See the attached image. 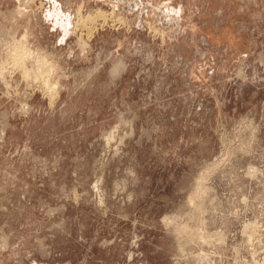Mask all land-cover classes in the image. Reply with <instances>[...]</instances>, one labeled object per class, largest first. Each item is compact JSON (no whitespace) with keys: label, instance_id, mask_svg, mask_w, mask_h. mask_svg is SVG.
Returning <instances> with one entry per match:
<instances>
[{"label":"rangeland","instance_id":"obj_1","mask_svg":"<svg viewBox=\"0 0 264 264\" xmlns=\"http://www.w3.org/2000/svg\"><path fill=\"white\" fill-rule=\"evenodd\" d=\"M0 38V264H264V0H0Z\"/></svg>","mask_w":264,"mask_h":264},{"label":"bare ground","instance_id":"obj_2","mask_svg":"<svg viewBox=\"0 0 264 264\" xmlns=\"http://www.w3.org/2000/svg\"><path fill=\"white\" fill-rule=\"evenodd\" d=\"M40 4H41V3H40ZM38 10H39V9H38ZM110 12H111V11H110ZM96 13H97V12H96ZM103 13H104V12H103ZM103 13H102V11H101V14L99 13L98 15H95V16H94V14H93L92 16H91V15H86V17H81V18H79L78 20L76 19V23L74 22V23H75L74 25H76L77 28L79 27V29H80V28L82 29V27H86V28H87L86 33H88V32H90L91 30L94 29L95 24L98 23V21L100 22V20H102V18L105 17L104 14H105L106 12H105L104 14H103ZM111 13H112V12H111ZM79 15H80V14H79ZM81 16H83V15H81ZM76 18H77V17H76ZM104 19H105V18H104ZM65 20H66V19H65ZM118 20H119V19H118ZM66 21H67V20H66ZM105 21H106V20H105ZM65 23H66V22H65ZM101 23H102V22H101ZM115 23H116V22H115ZM117 23H118V22H117ZM63 24H64V23H63ZM64 25H65V24H64ZM105 25H106V24H105ZM112 25H113V24H112ZM112 27H113V26H112ZM118 27H119V26H118ZM74 28H75V27H74ZM77 28H76V29H77ZM94 30H95V29H94ZM149 30H150V29H149ZM25 31H26V30H25ZM80 31H81V30H80ZM92 32H93V31H92ZM25 33H26V32H25ZM154 33H155V32H154ZM80 34H81V33H80ZM89 34H90V33H88V35H89ZM23 35H24V33H23ZM89 36H90V35H89ZM157 36H158V35H157ZM23 37H24V36H23ZM25 37H26V35H25ZM86 38L88 39V37H86ZM0 39H1V38H0ZM17 41H18V40H17ZM20 41H22V40L20 39ZM24 41H25V40H24ZM82 41H83V40H82ZM27 42H28V41H27ZM80 42H81V40H80ZM19 43H20V42H19ZM19 43H18V44H19ZM81 43H82V42H81ZM7 44H8V43H7ZM12 44H13V43H12ZM22 44H25V43L22 42ZM76 44H77V43H76ZM8 45H9V44H8ZM13 45H14V44H13ZM15 45H17V44H15ZM82 46H84V44H82ZM5 47H6V46H5ZM11 47H13V46L10 45V51L12 50ZM15 47H16V46H15ZM20 47H22V46H19L18 48H20ZM24 47H25V46H23L22 49H23ZM28 49H29V48H28ZM17 50H18V49H17ZM17 50H12V52L16 51V52H14V54H13V56H12L13 58L11 57V58L13 59V61H14V63H13L12 65H14V66H16V67H17V66H20V68H21V73L23 72L22 74H23V75H26V74H27V73H26V71H27V68H26V67H27V66L24 64L26 67H23L24 65H22L21 62H22V58H23V57H24V58H25V56L29 57L31 53H30L29 51L27 52V49H26V47H25L24 51L26 50L27 53L25 52L24 56L22 57V56H21V54L23 53V52L21 53L22 50L19 49V50H21L20 52L17 51ZM32 51H33V50H32ZM8 52H9V51H8ZM32 53H33V52H32ZM35 53H36V52H35ZM35 53H34V54H35ZM40 53H41V52H40ZM42 54H43V53H42ZM42 54H41V55H42ZM22 55H23V54H22ZM31 55H32V54H31ZM38 55H40V54L38 53V54L36 55V57H37ZM43 55H44V54H43ZM27 57H26V58H27ZM33 57H34V56H33ZM33 57H32V58H33ZM38 57H39V56H38ZM38 57H37V58H38ZM40 57H43V56H40ZM7 58H8V57H7ZM12 59H11V60H12ZM29 59H30V58H29ZM29 59H27V60H28V63H30V62L32 63V62H33L32 59H31V61H30ZM38 59H39V58H38ZM38 59H37V60H38ZM3 60H4V59H3ZM33 60H34V58H33ZM39 60H40V59H39ZM44 60H45V59H44ZM44 60H43V61H44ZM13 61H10V62L12 63ZM25 61H26V60H25ZM29 61H30V62H29ZM4 62H5V61H4ZM4 62H3V63H4ZM7 62H8V60H7ZM10 62H8V63H10ZM23 63H24V61H23ZM26 63H27V62H26ZM31 63H30V66H33V65H31ZM42 63H43V62H42ZM45 63H46V61H45ZM4 64L6 65V62H5ZM32 64H33V63H32ZM47 64H48V63H46V66H47ZM1 65H2V64H1ZM5 65H2V67H4ZM8 65H9V64H8ZM35 65L38 66V63L35 64ZM49 65H50V64H49ZM40 66H41V64H40ZM2 67H1V68H2ZM8 67H9V66H8ZM11 67H12V66H11ZM11 67H10V69H12ZM41 67H43V66H41ZM44 67H45V66H44ZM48 67H50V66H48ZM20 68H19V69H20ZM25 68H26V71L24 70ZM29 68H30V67H29ZM38 68H39V67H38ZM38 68L35 67V70H38ZM4 69H5V68H4ZM13 69H14V68H13ZM13 69H12V70H13ZM32 69H33V68H32ZM42 69H43V68H42ZM42 69L40 68L39 71H42ZM44 69H45V68H44ZM44 69H43V71L45 72ZM50 69H52V68L50 67ZM0 70H1V69H0ZM2 70H3V69H2ZM29 70H31V69H29ZM29 70H28V71H29ZM46 70H47V68H46ZM16 71H19V70H16ZM28 71H27V72H28ZM43 71H42V72H43ZM51 71H52V70H51ZM1 72H2V71H1ZM1 72H0V73H1ZM11 72H13V71H11ZM42 72H41V75H42V77H44L43 74H42ZM44 72H43V73H44ZM21 73H20V74H21ZM32 73H33V71H32ZM35 73H36V75H37V74L40 75V73H38V72H35ZM51 73H52V72H50V74H51ZM1 74H2V73H1ZM22 74H21L20 76H23ZM46 74L48 75V73H46ZM46 74H45V75H46ZM50 74H49V75H50ZM18 75H19V74H18ZM27 75H29V74H27ZM33 75H34V74H33ZM41 75H40V76H41ZM49 75H48V76H49ZM71 75H72V74H71ZM8 76H9V74H8ZM40 76H39V77H40ZM72 76H73V75H72ZM26 77H27V76H26ZM0 78L2 79L3 77L1 76ZM20 78H21V77H20ZM52 78H53V77H52ZM40 79H41V77H40ZM45 79H47V77H46ZM45 79H43V80H45ZM24 80H25V79H24ZM29 80H30V79H29ZM35 80H36V79H35ZM43 80H41V81L43 82ZM47 80H48V79H47ZM55 80H56V78H55ZM32 81H33V80H32ZM38 81H40V80H38ZM41 81H40V82H41ZM53 81H54V79H53ZM57 81H58V80H57ZM45 82H46V80H45ZM49 83H50V82H49ZM51 83H52V82H51ZM57 83H58V82H57ZM19 84H20V83H19ZM25 84H26V82H25ZM28 84H29V83H28ZM39 84H41V83H39ZM39 84H38V85H39ZM42 84H43V83H42ZM42 84H41V87H43ZM44 84H45V83H44ZM26 85H27V84H26ZM56 85H57V84H56ZM58 85H59V84H58ZM6 86H7V85H6ZM32 86H33V85H32ZM34 86H35V85H34ZM34 86H33V87H34ZM39 86H40V85H39ZM45 86H46V88H50V89L53 88V89H54V87H55V89H57L55 85L52 86V85L48 84V81H47V83L45 84ZM5 88H6V87H5ZM35 88H36V87H35ZM38 88H39V87H38ZM44 89H45V88L43 87V90H44ZM45 91H48V90H45ZM45 91H43V92L45 93ZM51 92H54V91H51ZM12 93H13V92H12ZM46 93H47V92H46ZM46 93H45V94H46ZM54 93H55V92H54ZM48 94H50V91L48 92ZM52 94H53V93H52ZM46 96H47V95H46ZM48 96H49V95H48ZM24 97H25V96H24ZM47 98H48V97H47ZM50 99H52L51 96H50ZM50 101H51V100H50ZM23 106H26V105H23ZM24 108H25V107H24ZM24 108H23V110H24ZM21 109H22V107H21ZM27 109H28V108H27ZM25 111H26V110H25ZM120 129H121V128H120ZM255 129H256V128H255ZM121 131H122V130H121ZM1 133H2V132H0V134H1ZM0 136L2 137L3 135H0ZM112 145H113V144H112ZM102 148H103V147H102ZM103 163H104V162H103ZM248 169H249V168H248ZM253 169L255 170V168H253ZM251 172H252V171H251ZM257 172H258V171H257ZM247 175H248V174H247ZM200 180H201V179H200ZM202 180H203V179H202ZM202 180H201V181H202ZM204 182H205V181H204ZM194 184H195V183H194ZM201 186H202V185H201ZM202 187H204V186H202ZM200 189H201V188H200ZM202 189H203V188H202ZM196 190H197V189H196ZM203 190H204V189H203ZM203 190H202V192H203ZM117 191H118V190H117ZM197 191H198V190H197ZM197 191H196V192H197ZM193 192H194V191H193ZM198 192H199V191H198ZM194 193H195V192H194ZM191 194H192V193H191ZM196 194H197V193H196ZM201 194L203 195V193H201ZM201 194H200V195H201ZM194 195H195V194H194ZM194 195H193V196H194ZM204 195H205V194H204ZM196 196H197V195H196ZM194 197H195V196H194ZM202 197H203V196H202ZM204 198H206V197H204ZM195 199H196V198H195ZM188 200H189V198H188ZM196 200H197V199H196ZM202 200H204V199H202ZM192 201H193V200H192ZM192 201H191V202H192ZM189 202H190V201H189ZM194 202H195V201H194ZM194 202H193V204H194ZM196 202H197V201H196ZM188 204H189V203H188ZM193 204H192V205H193ZM190 207H191V206H190ZM192 207H193V206H192ZM186 209H187V208H186ZM188 209H189V208H188ZM191 209H192V208H191ZM167 222H168V221H167ZM180 222H181V221H180ZM163 224H164V223H163ZM191 224H192V223H191ZM191 224H190V225H191ZM185 225H186V224H185ZM55 226H56V225H55ZM192 226H193V225H192ZM38 227H39V226H38ZM51 227H52V226H51ZM164 227H165V226H164ZM193 227H194V226H193ZM194 233H195V232H194ZM196 233H198V232H196ZM196 233H195V234H196ZM186 236H187V235H186ZM188 240H189V239H188ZM179 242H180V241H179ZM2 243H3V241H2ZM181 243H182V242H181ZM15 245H16V244H15ZM2 246H3V245H2ZM4 246H5V245H4ZM18 255H19V254H18ZM196 257H197V256H196ZM195 259H196V258H195Z\"/></svg>","mask_w":264,"mask_h":264}]
</instances>
